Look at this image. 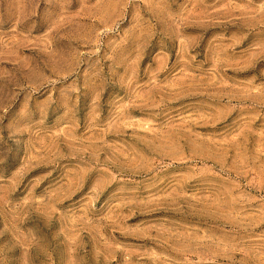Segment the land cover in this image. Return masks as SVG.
Returning <instances> with one entry per match:
<instances>
[{
  "label": "rangeland",
  "instance_id": "1",
  "mask_svg": "<svg viewBox=\"0 0 264 264\" xmlns=\"http://www.w3.org/2000/svg\"><path fill=\"white\" fill-rule=\"evenodd\" d=\"M0 264H264V0H0Z\"/></svg>",
  "mask_w": 264,
  "mask_h": 264
}]
</instances>
